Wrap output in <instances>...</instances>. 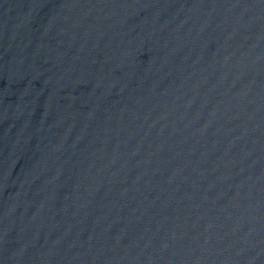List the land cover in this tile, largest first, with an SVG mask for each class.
Returning a JSON list of instances; mask_svg holds the SVG:
<instances>
[{"label": "water", "instance_id": "1", "mask_svg": "<svg viewBox=\"0 0 264 264\" xmlns=\"http://www.w3.org/2000/svg\"><path fill=\"white\" fill-rule=\"evenodd\" d=\"M0 264H264V0H0Z\"/></svg>", "mask_w": 264, "mask_h": 264}]
</instances>
